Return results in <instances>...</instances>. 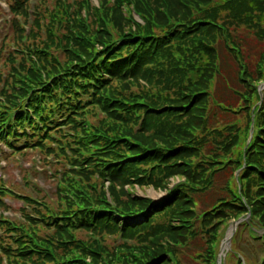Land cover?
Segmentation results:
<instances>
[{"label": "trees", "instance_id": "obj_1", "mask_svg": "<svg viewBox=\"0 0 264 264\" xmlns=\"http://www.w3.org/2000/svg\"><path fill=\"white\" fill-rule=\"evenodd\" d=\"M29 2L7 4L12 34L17 17L26 20ZM114 3L109 15L103 12L107 18L97 19V26L114 23L113 34L80 28L78 12L66 9L57 15L40 8L28 38L5 58L0 54L3 79L8 80L0 89V142L11 152L34 149L63 162L64 182L56 189L60 186L67 202L76 200L60 213L27 218L36 229L38 224L51 229L43 236L0 215L1 264L2 259L5 264L17 259L25 264H175L173 248L184 247L196 233V197L206 205L201 217L208 230L202 232L208 244L206 264L216 263L217 230L226 221L248 213L246 224L264 232V89L246 147L254 102L244 139L223 136L212 124L217 115L234 111L233 96L245 93L241 87L249 86L250 99H259L264 0ZM124 4L131 5L142 23L122 15ZM20 29L24 35V27ZM64 51L60 59L58 53ZM252 59L254 69L249 68ZM204 145L212 146L201 151ZM220 162L242 167L235 179L239 189L229 185L234 172L216 184ZM74 170L94 184L71 179ZM173 176L185 182L168 189ZM125 184L164 189L165 195L158 201L140 198L124 190ZM10 192L0 186V206ZM77 228L99 236L116 233L134 245L105 253L97 238L90 244L72 238L71 229ZM259 238L264 248V233Z\"/></svg>", "mask_w": 264, "mask_h": 264}, {"label": "rangeland", "instance_id": "obj_2", "mask_svg": "<svg viewBox=\"0 0 264 264\" xmlns=\"http://www.w3.org/2000/svg\"><path fill=\"white\" fill-rule=\"evenodd\" d=\"M114 2L115 0H30L27 8L26 20L24 21V18L22 16H18V28L16 31L14 30L12 34L10 23H7V21H9L11 18L10 13L8 12L7 4L12 3V0H0V50L2 47V51H0V54L5 58L7 54H10V52L14 50L16 44L28 38L29 26L33 27L35 25V22L33 23V19L35 18L34 16L38 14L37 9L40 8L42 10L56 12L55 14L57 15H62L66 9L68 13H71L72 15H76L74 13L78 12L76 18L78 20L77 25L80 26V28L89 27L90 29H94L97 27V31L99 33L105 30L106 32L109 31V34H113L116 31L114 23H107L106 21H102L97 26V19L100 17H104L103 12H106L107 15H109L113 11V8L115 6ZM67 6H69V9L67 8ZM119 10L124 17L128 18L130 14L132 21L142 23L139 15L131 8V5L128 6L124 4L119 8ZM38 18L39 17H37L36 21H38ZM21 26L24 27V35L21 32ZM76 26H74V28ZM122 26L123 29L127 28V26L124 24ZM240 32H242L241 35L237 34L239 37L244 33L243 31ZM4 43L6 47H4ZM248 52L250 54H253L255 51ZM58 54L60 56V59H63V57L67 53L64 51V53L59 52ZM18 62V60L14 61L16 65L18 64ZM252 62L253 63L251 64V66H249L250 69H254L256 66L255 59H252ZM0 66V72L2 73V79H0L1 89L2 86L8 82V80H6L5 83V80L3 79L6 76L3 62H0ZM255 76L256 74L254 73V77ZM140 84L142 83L140 82ZM257 84L259 99L256 102L254 98L250 99L252 95L250 93L249 86H246L245 88L241 87V89H245V93L244 96L238 95L236 98L233 96V98L235 99L234 111H225L220 116L217 115L216 117H214L212 121L213 126L220 131L221 135L227 137L232 135L235 136V138L238 137L244 139L247 133V125L249 121V104L251 102H254L253 106L250 109L251 123L249 125V130L246 136L245 147L251 140L253 130H255L253 128V110L255 109V107H258L261 104L263 99L262 91L264 87L260 89V86L264 84V81L260 82V84ZM242 106H244V109H240V107ZM212 109L219 110L216 109L215 106H212ZM95 113L97 114V116L101 115L98 109H95ZM92 124H96L95 119H93ZM227 124H230V126L225 127V125ZM241 144L242 142L239 143L237 149L241 147ZM211 146L212 145H204L201 148V151L203 148H210ZM241 168L236 170L235 165L234 167H230L227 164H223L222 162H220L216 168V184H221L227 174L234 172V182H231L230 179L229 185L232 188L236 186L239 189L235 179L238 178L239 173L242 170ZM63 170V162L58 161V159L55 157L45 155L43 152H39L34 149L24 150L20 152H11L7 149L5 144H3V146L0 145V186L11 190L10 193H6V195L2 197L4 206H0V215L5 217V219L13 221L15 223H25V225L30 230L41 236H43L46 232H51V229L44 228L39 224L38 229H36L35 223H31L27 220V218L34 216L37 213L40 216L50 213H60L68 206L76 205V200H70L69 202L65 200L64 196L60 194V186L58 187V189H56L57 185H61L64 182H61V180H64V177L62 178L64 174ZM74 171L77 174L70 176L71 179L81 182L82 184H86V186L94 184V180L92 181L91 177L86 180L84 177H80V170ZM65 181L69 182L68 180ZM184 182L185 178L173 176L168 179L167 188L171 189L176 184H182ZM80 186L83 187L85 185ZM123 189L140 198H147L152 201H158L165 195L164 189H158L146 185L138 186L137 184H125L123 186ZM248 189L250 197L255 198V194L253 192L254 189ZM103 191L105 192L108 202H111V198L108 192L109 190L106 186L103 187ZM222 193L223 195L228 196L226 192ZM25 198H31L32 200L36 201V203H33V201L29 202L25 200ZM194 201L195 204L193 203V208L195 215L196 233H194V236L187 241V244L184 247L180 248L178 246L176 248H173L175 251V254L173 256L175 264H206V248L208 247V244L207 239H205L202 232L205 231V233L207 234L208 230H206V225L201 223L202 213L204 212L206 205L204 204V200L202 198L196 197ZM244 203H247V201L244 200ZM25 215L27 216L26 218ZM248 217L249 214L246 213L244 216L238 219V223L232 235V221H226V226H222L217 230L219 239L216 246V261H219L220 264H262V260L264 257V248L263 241L259 238V236L264 232L259 229L256 224H246V222H248L249 220ZM33 220L38 222L39 217H36ZM213 226H215V223L214 225H212V227ZM71 232L72 238H75L79 242L85 244L92 243L93 240L91 238H97V243L102 246L104 251L107 249L111 252L120 248L122 245H134L133 240L124 239L121 236H118V234L116 233L102 234L101 236H99L96 233L90 234L88 231L78 228L71 229ZM0 234L2 235L1 231ZM227 235H231V237L225 244ZM141 248L144 249L145 244H143ZM222 248L223 251H221ZM131 251L134 254L137 253V251L135 250ZM105 253L107 252L105 251ZM24 260L25 259H17L16 264H22ZM2 261L3 264H5L4 259H2Z\"/></svg>", "mask_w": 264, "mask_h": 264}, {"label": "water", "instance_id": "obj_3", "mask_svg": "<svg viewBox=\"0 0 264 264\" xmlns=\"http://www.w3.org/2000/svg\"><path fill=\"white\" fill-rule=\"evenodd\" d=\"M264 87V84H262L261 86H260V89L261 88H263ZM233 226H235V223H233ZM229 241V238H227V240H226V242H228ZM218 264V263H217Z\"/></svg>", "mask_w": 264, "mask_h": 264}, {"label": "bare ground", "instance_id": "obj_4", "mask_svg": "<svg viewBox=\"0 0 264 264\" xmlns=\"http://www.w3.org/2000/svg\"><path fill=\"white\" fill-rule=\"evenodd\" d=\"M231 229V228H230ZM229 235H227V238H228Z\"/></svg>", "mask_w": 264, "mask_h": 264}]
</instances>
